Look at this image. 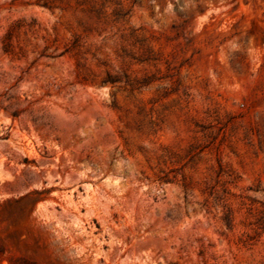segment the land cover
Listing matches in <instances>:
<instances>
[{
	"label": "rangeland",
	"instance_id": "1",
	"mask_svg": "<svg viewBox=\"0 0 264 264\" xmlns=\"http://www.w3.org/2000/svg\"><path fill=\"white\" fill-rule=\"evenodd\" d=\"M0 264H264V0H0Z\"/></svg>",
	"mask_w": 264,
	"mask_h": 264
}]
</instances>
